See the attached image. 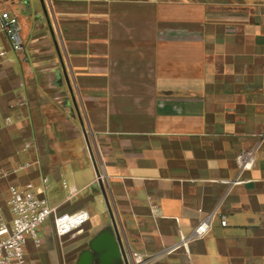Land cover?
Returning a JSON list of instances; mask_svg holds the SVG:
<instances>
[{"label": "crops", "instance_id": "0c3cea01", "mask_svg": "<svg viewBox=\"0 0 264 264\" xmlns=\"http://www.w3.org/2000/svg\"><path fill=\"white\" fill-rule=\"evenodd\" d=\"M44 3L47 14L40 0H0L24 47L0 34V168L30 164L0 197L48 177L50 205L90 220L58 238L51 218L28 261L77 264L112 224L102 173L122 246L148 264H264V0ZM258 145L239 176L238 153Z\"/></svg>", "mask_w": 264, "mask_h": 264}, {"label": "built area", "instance_id": "2783aa9c", "mask_svg": "<svg viewBox=\"0 0 264 264\" xmlns=\"http://www.w3.org/2000/svg\"><path fill=\"white\" fill-rule=\"evenodd\" d=\"M21 25L16 14L8 10H0V34L3 35L16 53L24 51L21 39ZM7 51L0 47V59L5 58ZM10 123V118L6 119ZM262 139L264 134H261ZM27 146H29L27 144ZM259 148L255 146L251 149L242 150L236 157V165L239 176L244 172L254 168L256 162V152ZM30 167L29 163L21 164L13 170L0 168V181L8 179L11 174L19 173ZM104 175L98 173L94 180V185L103 182ZM228 184L243 183L239 178L232 181H224ZM64 186L67 184L64 182ZM49 188L48 177L42 178L39 185L33 182L23 184H11L4 204L0 203V264H34L28 261L26 246L31 240L35 246H39L42 239L39 229L49 220L53 219V228L58 238L65 236L77 237L84 232V226L90 220V213L81 209L71 213H58L57 208L52 207L46 197ZM78 193L75 187H70V196L74 197ZM211 216L205 217L195 228L193 238L198 240L203 238L209 231ZM221 225L226 226L225 217L221 219ZM183 248L188 255L189 238L180 235ZM128 264H148V258L137 251L125 249Z\"/></svg>", "mask_w": 264, "mask_h": 264}, {"label": "water", "instance_id": "95a60500", "mask_svg": "<svg viewBox=\"0 0 264 264\" xmlns=\"http://www.w3.org/2000/svg\"><path fill=\"white\" fill-rule=\"evenodd\" d=\"M40 2L42 4L45 14H47L44 0H40ZM80 120L82 123L81 117ZM85 137L87 143H89V138L86 132ZM98 186L100 192L104 196L105 201L107 203L108 212L111 216L112 224L106 230L102 231L96 238H94L88 243V248L81 252L77 264H96V259H100L102 264L105 263L106 259L111 262L113 261L115 264H128L126 253L121 243V238L117 228L116 220L112 212V208L110 206L109 198L105 190L104 184L100 182ZM100 242L104 243L103 247L100 245ZM104 250L106 251L105 254H101V252Z\"/></svg>", "mask_w": 264, "mask_h": 264}, {"label": "rangeland", "instance_id": "374dc122", "mask_svg": "<svg viewBox=\"0 0 264 264\" xmlns=\"http://www.w3.org/2000/svg\"><path fill=\"white\" fill-rule=\"evenodd\" d=\"M95 188V187H94ZM93 190V187L91 188V191ZM5 200H6V197H4V196H2V197H0V203H2V204H4V202H5ZM103 216V215H102ZM52 220L51 219H49L48 220V223H50ZM70 263H72V261L70 262H68V261H63V262H61L60 264H70Z\"/></svg>", "mask_w": 264, "mask_h": 264}]
</instances>
